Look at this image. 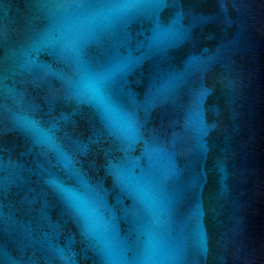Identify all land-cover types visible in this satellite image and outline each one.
Here are the masks:
<instances>
[{
    "label": "water",
    "instance_id": "obj_1",
    "mask_svg": "<svg viewBox=\"0 0 264 264\" xmlns=\"http://www.w3.org/2000/svg\"><path fill=\"white\" fill-rule=\"evenodd\" d=\"M0 264H264V0H0Z\"/></svg>",
    "mask_w": 264,
    "mask_h": 264
}]
</instances>
